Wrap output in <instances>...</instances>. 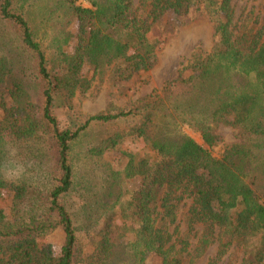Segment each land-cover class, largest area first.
Here are the masks:
<instances>
[{"label": "trees", "instance_id": "16d2710c", "mask_svg": "<svg viewBox=\"0 0 264 264\" xmlns=\"http://www.w3.org/2000/svg\"><path fill=\"white\" fill-rule=\"evenodd\" d=\"M78 1L0 0V264H198L208 240L170 230L183 201L189 228L264 264V16L240 21L231 0H146L140 14L135 0ZM169 14L207 23L210 49L128 108L80 110L95 75L151 68L152 26ZM228 118L238 142L213 157ZM86 137L85 158H110L100 188L75 173ZM56 232L57 249L45 241Z\"/></svg>", "mask_w": 264, "mask_h": 264}, {"label": "rangeland", "instance_id": "374dc122", "mask_svg": "<svg viewBox=\"0 0 264 264\" xmlns=\"http://www.w3.org/2000/svg\"><path fill=\"white\" fill-rule=\"evenodd\" d=\"M145 2L146 0H135V7L138 9L139 14L146 11L144 8ZM78 3L88 7L87 2L84 0H79ZM231 4L235 16L240 21L246 20L247 23H251L252 21L250 20L255 18H259V21H261L264 16V0H231ZM165 22H169V24L156 22L152 26L150 41L155 45V49L151 56L152 66L150 69L137 72L130 80L125 82H118L112 79L110 71H106L102 75H95L96 77L89 90L77 95L75 99L77 107L84 112L90 113L102 111L109 107L128 108L134 102L159 92L164 82L177 77L180 68L186 64L191 55L207 51L213 44L209 26L195 14L181 17L177 21L174 20L173 15L169 14ZM45 43L47 44V41ZM47 55L53 60L49 52ZM91 75L92 73L85 67L83 76L87 78ZM4 88L5 86H2L1 90ZM38 103L40 104V99ZM56 115L60 125L63 127L66 123L63 109L57 108ZM230 121L231 119L228 118L227 122L219 123L216 127L220 140L215 146L210 148L213 157L220 158L227 147L238 142L239 129L232 126ZM185 130L196 142L203 144L197 132L190 129ZM96 135L98 133L93 134V136ZM97 139L93 138L92 141L94 142ZM127 144L128 147H131V144L128 142ZM79 145L76 148L79 155L75 157V173L82 181L89 179L91 185H97L100 188L105 175V163L110 158L106 156L102 161H97L96 164L94 161L88 160L87 156L85 158L82 155L84 147L87 146V137ZM186 202H181L176 221L173 225H170V230H173L179 224L177 234L174 237L180 239L186 237L193 244L199 242L195 246H199L204 238L208 240V247H206L205 253L201 258H199L198 264H209L211 262L213 264H248L242 245L237 241L226 245V240L220 239L221 237L217 230L210 232L207 227L205 228L202 225H195L189 228L187 219L183 215L185 207L182 206V203ZM70 203L71 211L74 213L78 212L79 198L77 195L70 199ZM8 205L9 200L6 202V206ZM78 236L84 244H87V239L83 238L82 234H78ZM61 239V232H56L54 235L47 237L45 241L53 244V247L57 249ZM124 243V239L115 241V253L118 257L122 254Z\"/></svg>", "mask_w": 264, "mask_h": 264}]
</instances>
